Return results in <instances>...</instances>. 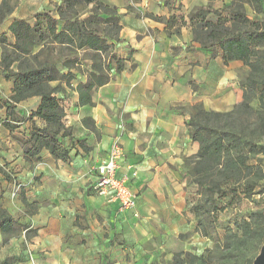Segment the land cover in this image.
Listing matches in <instances>:
<instances>
[{"label": "crops", "instance_id": "crops-1", "mask_svg": "<svg viewBox=\"0 0 264 264\" xmlns=\"http://www.w3.org/2000/svg\"><path fill=\"white\" fill-rule=\"evenodd\" d=\"M100 1L120 14V42L114 53L125 64L94 92V106H79L72 89L59 94L63 123L71 128L70 137L63 139L71 149L70 161L57 160L47 150L39 159L26 158L12 136L28 137V116L39 99L15 105L24 121L11 136L3 102L12 95L13 82L0 68V205L36 231L28 242L36 264H154L164 251L161 238L194 229L186 211L185 183L193 176L190 158L198 144L185 125L188 113L175 108L201 104L205 110L224 112L242 100L237 71L247 70L243 63L225 64L220 54L212 57L193 41L187 14L198 0ZM146 14L165 19L175 15L177 21L168 34L164 23ZM180 17L186 25L176 35ZM13 19L0 27L10 43L7 28ZM85 80L78 75L72 87ZM85 118L93 121L94 129L82 124ZM35 123L43 125L38 119ZM113 141L124 153L117 177H126L137 195L132 210L120 211L110 195L93 189L96 168ZM16 187L19 194L13 195ZM21 191L36 204L34 214L21 203Z\"/></svg>", "mask_w": 264, "mask_h": 264}, {"label": "trees", "instance_id": "trees-1", "mask_svg": "<svg viewBox=\"0 0 264 264\" xmlns=\"http://www.w3.org/2000/svg\"><path fill=\"white\" fill-rule=\"evenodd\" d=\"M246 7L250 8L252 18ZM225 11L224 16L208 6H199L187 14L193 41L201 49L211 51L212 57L220 54L225 64L241 61L247 68L246 76L239 82L242 91L239 104L224 112L205 110L201 104L191 105L185 122L190 139L198 144L196 154L190 158L193 176L187 178L188 183L195 186L198 199L189 209L196 218L194 231L205 238L210 236L209 230L223 208L219 201L227 198L229 206L242 196L249 197L262 179L260 160L256 158L264 154V147L256 140L257 131L246 133L239 122L245 116L255 115L264 123V0H230ZM11 13L12 9L3 0L0 26ZM145 16L164 23L168 34V29L177 21L175 15L168 19L152 14ZM179 19V26L173 30L176 35H180V27L186 25L183 17ZM119 22L118 9L100 0H60L52 9L37 12L33 21L14 18L7 28L12 43L6 32L0 34L1 72L13 82L12 95L3 102L9 117L4 124L11 136L24 121L16 115L15 105L28 98L39 99L36 109L28 116L31 122L28 137L12 136L27 159H39L40 152L47 150L57 160L70 161L71 149L64 146L63 139L70 137L71 128L63 123L65 114L58 96L66 93L64 88H69L77 93L79 106H94V92L110 82L113 72L124 69L125 59L114 53L115 44L120 42ZM81 52L84 55H80ZM56 55L63 58L56 59ZM83 60L89 62L86 80L73 88L77 76L82 75L76 67ZM254 101L259 110L254 109ZM183 108L175 109L183 111ZM35 119L43 125L38 126ZM82 124L94 129L90 118L82 119ZM260 187V193L264 194V185ZM185 192L187 194V183ZM20 201L29 215L37 211L36 204L28 202L23 191ZM252 223H257L264 237V215L253 212L249 219L243 218L236 224L233 235L224 236L229 249L240 246L241 238L251 231ZM19 232H24L28 239L36 234L0 205L3 243L16 238ZM180 256L174 255L172 264L208 263L204 254L186 252L182 258Z\"/></svg>", "mask_w": 264, "mask_h": 264}, {"label": "rangeland", "instance_id": "rangeland-1", "mask_svg": "<svg viewBox=\"0 0 264 264\" xmlns=\"http://www.w3.org/2000/svg\"><path fill=\"white\" fill-rule=\"evenodd\" d=\"M3 0H0V4ZM9 8L12 9V13L7 17L4 23L0 27H4L5 23L11 18L26 19L33 21V17L37 12L52 9L58 0H4ZM203 1V2H202ZM230 4V0H198L193 4L190 9L193 10L195 7L203 6L210 7L211 10L219 11L222 15H226L225 6ZM246 11L249 17L252 18L250 8L246 7ZM215 19V18H213ZM80 55H84L81 54ZM56 59L58 58L56 55ZM80 57V56H79ZM89 62L83 60L78 64V72L85 76V72L88 70ZM246 71L238 69V79H243L246 76ZM73 83V82H72ZM57 83H52L56 85ZM65 89V88H64ZM65 91V90H64ZM59 96V100H60ZM255 110L258 109V103L254 101L252 103ZM183 112L190 113L191 109L189 106H181ZM219 112V111H218ZM239 124L245 130L246 133L249 131L256 132V140L260 145L264 147V123L261 124L260 119L256 118L255 115L250 117H243ZM260 160V166L262 169V179L259 185L255 188L254 194L249 197H241L236 200L232 205H226L227 198H223L219 201L222 210L217 214L214 226L209 230L210 236L205 238L201 237L198 232L194 229L187 232L180 233L178 235H171L161 238L163 253L160 254L159 258L155 260L154 264H172L174 255H181L182 258L186 252L194 255L204 254L207 259V264H252L255 257L258 255L260 248L264 242L262 233L260 234L257 227V223H252L251 231L247 235L241 238L240 246L236 249H229L228 244L224 241L226 234L233 235L236 232V224L239 223L243 218L249 219L251 213L260 212L264 215V194L260 193L262 189L260 185H264V154L257 155ZM189 179V178H188ZM186 180L187 183V194L185 197L186 211L193 217L194 227L196 224L195 216L190 212V206L198 199L196 195L195 186ZM185 183V186H186ZM19 194V188L16 187L13 195ZM15 218V217H14ZM30 233H28V236ZM245 239V241H242ZM30 239L26 237L24 232H19L16 238H10L6 243H3L0 236V264H22V262H28V264H36L30 259L28 242ZM235 240V239H230ZM229 241V240H228ZM150 246L152 250L153 246ZM232 250V251H231ZM152 254L148 252V255ZM127 264H135L133 261L126 260ZM196 264V263H193Z\"/></svg>", "mask_w": 264, "mask_h": 264}, {"label": "built area", "instance_id": "built-area-1", "mask_svg": "<svg viewBox=\"0 0 264 264\" xmlns=\"http://www.w3.org/2000/svg\"><path fill=\"white\" fill-rule=\"evenodd\" d=\"M123 157V150L117 141H113L104 161L96 168L97 180L93 189L99 195H110L120 211H127L134 209L137 195L127 185L126 177H117Z\"/></svg>", "mask_w": 264, "mask_h": 264}, {"label": "water", "instance_id": "water-1", "mask_svg": "<svg viewBox=\"0 0 264 264\" xmlns=\"http://www.w3.org/2000/svg\"><path fill=\"white\" fill-rule=\"evenodd\" d=\"M252 264H264V242L260 248L258 255L253 260Z\"/></svg>", "mask_w": 264, "mask_h": 264}]
</instances>
